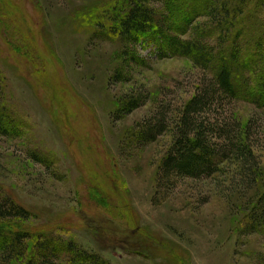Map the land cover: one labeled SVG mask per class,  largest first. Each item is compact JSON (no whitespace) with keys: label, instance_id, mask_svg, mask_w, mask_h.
<instances>
[{"label":"rangeland","instance_id":"obj_1","mask_svg":"<svg viewBox=\"0 0 264 264\" xmlns=\"http://www.w3.org/2000/svg\"><path fill=\"white\" fill-rule=\"evenodd\" d=\"M144 2L159 24L171 18L166 0ZM127 4L0 0V223L31 231L29 244L49 240L55 264L71 258L59 242L102 264H264V228L251 221L264 194V0H210L232 6L216 20L194 0L186 29L171 18L170 35L233 68L237 99L221 113L250 137L244 155L220 160L207 178H171L169 188L157 179L174 123L214 69L152 37L111 31ZM159 119L161 134L142 138ZM8 197L27 218H5Z\"/></svg>","mask_w":264,"mask_h":264},{"label":"trees","instance_id":"obj_2","mask_svg":"<svg viewBox=\"0 0 264 264\" xmlns=\"http://www.w3.org/2000/svg\"><path fill=\"white\" fill-rule=\"evenodd\" d=\"M144 1L128 0L126 7L116 11L114 25L110 30L117 35L132 39L144 36L152 37L154 41L161 44L162 51L172 55L192 56L194 62L201 64L205 69H209L211 64L214 69L213 80L203 88L202 92L196 93L188 101L180 113L179 120L174 123V141L161 162V170L157 179L158 185L163 184L169 188L170 184H173L171 178H207L218 170L220 160L229 158L231 154L241 153L244 155L249 148L243 142H246L250 136L248 131L241 129L238 121H234L232 116L225 117L224 114L227 105L237 99L233 83V68L223 61L221 56L215 55L210 48L198 41L170 35L176 29L179 21L181 23H179L178 30L189 27L188 24L191 23V18L196 13L194 11H198L190 6L194 0H166L168 12L171 14V18H175L174 21L177 22L173 25L169 24L170 15L165 24H159L154 11ZM176 1H179L182 6L184 4L189 12H186L183 6L182 11L176 13L175 8L176 5L178 6ZM209 1L206 0L207 5H209ZM238 2L243 6L246 0H238ZM210 6L211 4L205 6L203 13L215 17V20L220 16V13H224L222 16H226L225 12L227 11L230 13L229 10L232 7L225 5L224 9L219 10L217 6L215 8H210ZM223 23L225 24V22ZM215 60L218 62L214 66ZM220 107L223 109L220 110ZM221 112H224L223 115ZM211 113L214 114V118ZM202 114L207 117L202 118ZM164 129L165 119H159L158 122L149 123L147 128H143L141 135L142 138L153 141ZM249 153L251 154V151ZM6 202L9 204L7 211L9 216L7 215L5 218L12 216L27 218L28 211L16 204L12 198L8 197ZM2 206L3 204L0 205V212L4 208ZM251 221L253 226L264 228V194L256 205V211L252 214ZM6 224L8 223H0V254H8L9 257V260L4 264H55L46 260V256L51 253L49 249L52 243L49 240L44 239L37 244H29L28 240L34 237L31 231L18 230L11 227L10 224ZM59 243L63 246L64 252L71 254V258L67 260L68 264H88L87 260L89 264H102L97 258H86L85 252L76 250L70 243Z\"/></svg>","mask_w":264,"mask_h":264}]
</instances>
